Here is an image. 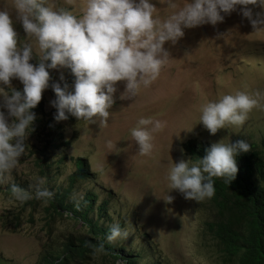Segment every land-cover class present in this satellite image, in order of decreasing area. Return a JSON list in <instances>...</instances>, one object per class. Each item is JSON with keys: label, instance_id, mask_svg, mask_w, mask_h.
I'll return each instance as SVG.
<instances>
[{"label": "rangeland", "instance_id": "obj_1", "mask_svg": "<svg viewBox=\"0 0 264 264\" xmlns=\"http://www.w3.org/2000/svg\"><path fill=\"white\" fill-rule=\"evenodd\" d=\"M178 2L183 4L188 0ZM46 3L57 10L83 13L86 0H73L71 4L67 0H46ZM150 3L157 7L156 14L161 18L173 11L161 0ZM11 4L12 0H0V10L8 5L20 43H30L35 48V39L27 37ZM242 7L237 6L230 15L221 13L225 19L216 25L206 23L185 28L187 39L167 50L169 64L136 97L121 99L126 82H118L106 127L100 128L99 122L78 120L66 112L68 119L58 123L63 125L64 138L70 142L58 151L49 144L47 128L55 108L51 102L57 99L52 85L58 83L74 93L76 78L68 67L48 69L51 79L42 98L50 113L46 117L39 113L28 129L26 154L8 181L35 182L41 177L48 188L68 189L70 198H76L77 202L88 192H94V214L107 201L110 219L106 225L111 228L118 224L129 233L128 238L113 244L134 250L139 255V264H239L236 259L230 262L225 259L208 227V222L219 219L218 208L211 198L201 202L185 199L179 190L169 188L167 176L174 163L198 162L194 154L186 151L190 140L230 144L241 133L260 144L264 138V31L253 32L251 23L241 14ZM255 11L261 9L254 8ZM30 63L39 64L35 52ZM23 87L18 79L12 80L11 88L0 84L9 95L13 88L22 92ZM241 91L253 95L259 92L261 106L249 113L243 126L228 125L212 135L200 122L201 106ZM2 105L3 95H0V111L7 116ZM141 118L165 123L162 131L153 133L155 147L150 155H140L131 136V130ZM8 119L9 123L14 120ZM108 141L112 142L111 147ZM62 156L63 160L59 158ZM78 157L86 158L93 175L70 185V175L80 163ZM3 185L0 183V257L3 258L0 264H41L48 251L60 249L68 236L87 233V226L71 214H54L49 200L30 208L8 197V188ZM168 196L174 198L171 203L166 201ZM8 210L22 216L18 224ZM79 264H124V261L116 262L105 252H99Z\"/></svg>", "mask_w": 264, "mask_h": 264}, {"label": "clouds", "instance_id": "obj_2", "mask_svg": "<svg viewBox=\"0 0 264 264\" xmlns=\"http://www.w3.org/2000/svg\"><path fill=\"white\" fill-rule=\"evenodd\" d=\"M67 2L71 4L73 0ZM161 2L173 10L169 16H158L157 7L150 0H86L83 13L64 8L57 10L46 0H12L11 7L16 11L27 37L36 41L35 48L30 43H20L8 5L5 10H0V84L11 88L12 80L18 79L24 85L22 92L13 88L11 95L0 88L2 107L7 109V116L0 111V183L8 188V197L31 208L54 196L50 191L53 186L48 188L41 177L35 182L8 181L26 154L28 129L32 128L39 113L43 117L50 113L42 98L51 79L48 69L68 67L76 79L74 93L67 92L66 87L62 88L58 83L52 85L57 99L51 102L55 108L47 128L48 125H62L58 122L68 119L66 112L91 124L99 122V127L104 128L115 103V85L120 81L126 82V91L121 99L136 97L142 87H149L169 64L170 53L167 50L187 39L185 28L206 23L216 25L225 19L221 13L230 15L237 6H243L241 14L249 20L253 32L264 31V0ZM254 8L261 11L254 12ZM34 52L39 57L38 66L30 63ZM41 101L43 110H32ZM260 106L259 92L254 95L242 91L226 94L218 102H207L201 106L200 122L215 135L228 125L243 126L249 113ZM9 117L14 118L12 123H9ZM164 127L165 123L160 120L139 119L137 127L131 130V136L139 147L140 155L152 153L155 147L153 133L162 131ZM241 138L244 140L237 141ZM251 139L237 133L230 144L213 140L188 141L186 151L192 153L189 147L202 149L198 156L192 153L198 162L190 164V160H181L172 164L167 176L169 188L179 190L188 200L201 202L212 198L215 195L213 178L219 177V181L225 178L231 184L239 171L236 156L251 151L249 143L259 145ZM64 140L70 142V139ZM263 140L260 150L264 157ZM111 143L108 141L109 147ZM57 145L59 148H54L55 151L68 146L59 142ZM63 157L59 158L63 160ZM86 197L81 201L88 203ZM173 199L168 196L166 201L171 203ZM93 209L94 213L95 207ZM8 211L13 213L15 220L22 217ZM128 236V231L116 224L110 228L106 239L113 243ZM104 250L103 244L94 246L93 255ZM225 259L229 262L235 260H229L226 254Z\"/></svg>", "mask_w": 264, "mask_h": 264}, {"label": "trees", "instance_id": "obj_3", "mask_svg": "<svg viewBox=\"0 0 264 264\" xmlns=\"http://www.w3.org/2000/svg\"><path fill=\"white\" fill-rule=\"evenodd\" d=\"M38 109L43 110L42 101L32 110ZM48 128L51 137L49 144L53 148H59L57 142L69 144L64 140L62 125H48ZM239 140L244 139L237 141ZM262 144L264 145V140ZM251 148V151L241 152L236 156L239 171L231 184L225 178L222 181H219V177L213 178L215 195L211 199L218 207L219 219L209 222L208 227L229 260L238 259L239 264H264V157L261 155L260 144ZM188 150L196 156L202 151L193 147ZM77 160L80 163L70 175V185L77 179L93 175L85 157H78ZM43 174L46 176L45 172ZM50 191L54 193L49 200L54 214L63 216V212H67L81 220L88 229L86 234L68 236L60 249L49 250L41 264H79L94 256V246L98 247L100 244L104 245L103 252L116 262L122 260L124 264H139V255L134 250L124 246L117 248L113 243L107 242L106 237L110 231V227L106 225L110 219L107 201L99 205L94 214V204L91 202L96 196L94 192H88V203H79L75 198H70L68 189L52 187ZM46 208L50 211V208ZM50 216L54 217L53 214ZM20 220L18 218L15 223L18 224ZM2 261L3 258L0 257V262Z\"/></svg>", "mask_w": 264, "mask_h": 264}]
</instances>
